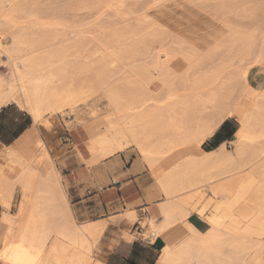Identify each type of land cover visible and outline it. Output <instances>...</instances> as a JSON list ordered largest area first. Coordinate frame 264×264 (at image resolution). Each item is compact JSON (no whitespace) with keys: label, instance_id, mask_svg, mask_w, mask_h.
Listing matches in <instances>:
<instances>
[{"label":"bare ground","instance_id":"obj_1","mask_svg":"<svg viewBox=\"0 0 264 264\" xmlns=\"http://www.w3.org/2000/svg\"><path fill=\"white\" fill-rule=\"evenodd\" d=\"M100 7L91 4L89 10L108 6ZM60 9L0 0V108L17 104L40 124L70 116V124L86 132L84 150L76 153L91 169L105 160L114 164L122 152L138 153L158 181L167 182L163 207L185 216L196 212L221 234L212 242L192 238L177 251L166 249L160 264H264V90L247 85L250 71L264 63V0L221 4L217 12L248 18L250 26L233 23L228 34L205 44L182 39L177 44L185 50L137 63L114 83L112 76L122 71L118 57L137 59L161 50L160 24L138 32L110 29L95 38L98 49H92L90 38L65 39L60 28L53 34L51 20L61 21ZM100 53V59L92 58ZM101 90L109 98L103 109L95 103ZM229 117L240 124L232 149L200 152ZM175 151L180 153L170 156V168L163 170L160 161ZM4 159L0 196L9 230L0 264L93 261L105 226L74 217L44 140L24 139L6 149ZM15 189L21 201L13 214ZM60 248L65 250L59 254Z\"/></svg>","mask_w":264,"mask_h":264},{"label":"crops","instance_id":"obj_2","mask_svg":"<svg viewBox=\"0 0 264 264\" xmlns=\"http://www.w3.org/2000/svg\"><path fill=\"white\" fill-rule=\"evenodd\" d=\"M258 67L248 74L247 85L253 90L263 91L264 88L257 89L251 85V74ZM233 118H227L214 134L208 135L199 151L210 154L218 152L224 145L232 149L233 138L240 132V124L231 127ZM223 127L225 129L221 132ZM33 129L56 160L55 166L62 177L61 184L74 217L79 222H103L105 227L96 252L105 264H160L166 249L177 251L192 238L206 243L221 237L200 214L192 212L185 216L162 206L168 200L166 191L169 190L164 188L168 186L167 182L160 183L150 164L138 153L122 152L114 164L105 160L91 169L76 153V149L84 150L86 140V132L80 125L67 126L54 120L52 127L47 129L35 123L31 114L17 104L0 108V166L6 164V149L17 147L24 139L34 141L35 138L31 137L33 134H29ZM206 142L214 147L203 150L202 145ZM178 153L172 152L162 159L160 167L168 170L170 156ZM14 177L15 174H9L10 179ZM17 191L15 189L13 192L10 213L15 206ZM3 211L0 204V246L9 230L8 223L3 219ZM142 223L146 226H142Z\"/></svg>","mask_w":264,"mask_h":264},{"label":"rangeland","instance_id":"obj_3","mask_svg":"<svg viewBox=\"0 0 264 264\" xmlns=\"http://www.w3.org/2000/svg\"><path fill=\"white\" fill-rule=\"evenodd\" d=\"M29 1L37 7L44 9L47 8V10L51 9L50 11L52 12L61 8L60 11L62 12L61 14H63L61 21L57 22L56 20H51V23H53V34L55 35L56 33H59L56 28H60V33L65 36V39L84 38L88 41L90 38L88 43L92 49H98V43L95 38L104 37L106 33L108 34L111 32L110 29L117 30L130 28L138 32L140 29L150 27L151 24H158L157 26L160 24L159 27H161L164 31V41L162 43L161 50L155 52L154 56L148 55L145 57H137V59L129 58L124 55L118 57V68L122 71L112 76L111 82L113 83L117 82L118 79L123 76V72L130 70L137 63H144L145 65H148L153 61V59L167 56L172 52L185 50L183 48L185 46L184 44H177V42L182 39L185 42L205 44L208 41L215 39L220 33L225 34L227 32L228 34L229 30L232 26L234 27V25H242L243 27L250 26L248 18H244L239 15L234 16L232 14L225 15L216 11L218 6L223 3L228 4L231 0H229V2L228 0H212V2L211 0H122V2L117 5L110 0ZM91 4L96 5L98 8L103 4H106L108 7L101 11H90L89 7ZM228 22L230 25L227 24ZM101 54L102 53H100V56L97 54L92 58L97 59L99 57L98 59H100ZM89 60V54L87 53L84 61L87 62ZM251 82V85L257 89L264 88V63L252 72ZM108 102L109 98L106 91L101 90L95 99L96 106L99 107V109H103L106 105H108ZM54 120L57 122L61 121L69 126L71 118L70 116L58 115L52 117L49 120V123L41 125L50 129ZM238 124L239 123H237L236 119L233 118L231 127H238ZM224 129L225 127H223L221 132H223ZM31 137L34 139L35 137H39V135L33 134ZM209 144V142L204 143L202 145L203 150L207 151L210 150L211 147H214L213 144ZM17 190L16 202L12 211L13 214L16 213L21 201L20 190ZM6 194L8 196L7 191H5V196ZM7 196L5 199H7ZM0 202L4 208L1 196ZM64 250L65 249L60 248L58 253H63ZM68 254L72 255V253ZM95 254V261H91V259H89V264H97V261L100 260L97 256V252H95Z\"/></svg>","mask_w":264,"mask_h":264}]
</instances>
